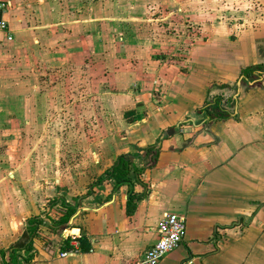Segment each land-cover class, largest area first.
<instances>
[{
  "label": "crops",
  "instance_id": "1",
  "mask_svg": "<svg viewBox=\"0 0 264 264\" xmlns=\"http://www.w3.org/2000/svg\"><path fill=\"white\" fill-rule=\"evenodd\" d=\"M151 1L182 12L197 32L190 45L139 29L150 0H0V264L28 219L65 194L82 210L61 232L41 226L31 264H137L170 214L185 217L187 234L159 264H264V0ZM51 68L73 70L72 88L89 96L102 71L99 94L119 113L124 134L106 139L114 155H90L100 161L92 172L73 164L66 173L64 155H52L53 172L48 138L33 153L34 129L64 89L49 84ZM215 96L230 117L208 122L197 111ZM150 146L158 158L134 180L136 205L130 186L90 182Z\"/></svg>",
  "mask_w": 264,
  "mask_h": 264
},
{
  "label": "rangeland",
  "instance_id": "2",
  "mask_svg": "<svg viewBox=\"0 0 264 264\" xmlns=\"http://www.w3.org/2000/svg\"><path fill=\"white\" fill-rule=\"evenodd\" d=\"M146 8H148L149 11L147 17L148 21L145 22L144 20L143 23L138 24L145 26L143 27L144 29L139 28L140 30H147L148 33L150 31L154 32V29H159L160 32H162L160 34L161 37L165 36V38L171 40L174 45H190L189 42L191 41L190 39L192 35L197 32L190 28V23L188 21L186 22V25L182 22V12L180 10L176 9L169 14L167 8L164 10L151 0L146 5ZM156 26L161 28H156ZM194 27L196 28V26ZM144 35L146 36V33H144ZM180 49L179 54L185 50V47H180ZM51 71L50 74L52 75L50 76H58V78L53 79L49 84H52L53 82L54 84H57L61 81L60 83H63L64 89L50 98V113L45 127L38 130L34 129V136L38 135V139L34 140L36 142L33 144V153H37L36 151L41 147H46L47 143L45 142V138H48V148L45 154L51 155L50 158L52 155H64V158H62V164L66 173L72 169L73 164L83 172H92L100 165L99 160L100 158L102 159V156L100 155H114L112 147L105 143L111 133H113L114 136H116V134H124V131L119 130V113L112 107L111 101L109 100L110 98L103 97V95L99 94L103 93L104 86L106 87V84L102 82V71H100L97 80L98 83H96L97 89L95 88V92L91 91V93L95 95L91 96L86 94L87 91H82V89L80 91L78 88H72V78L74 77L73 70L70 69L65 72H57L58 70H53V68H51ZM80 75H83L82 69ZM83 85L84 83L82 82L80 86L84 87ZM76 101H78L79 104H74ZM110 119L113 120L110 122ZM21 133L23 134V132ZM43 137L44 139H41ZM116 137L120 139V137ZM41 140L43 142L42 144ZM106 145L109 149L108 151L105 150ZM90 155H97L96 157L99 159L97 165L96 163L92 164V162L89 161V157L91 159ZM50 162L52 164L51 168L53 169V172H55V162H57L56 157L53 156L50 159ZM139 164L148 166L152 164V160H148L146 163L139 162ZM103 173L104 172L91 175L90 182L94 183ZM52 177H54V174L51 171L50 178ZM52 184L53 183H50L49 185ZM84 193L81 195L84 196ZM65 197L67 201L72 199L69 203L76 204V197L72 198L67 194H65ZM56 198L57 197L55 196L49 199V202L45 207L46 209L42 214L46 212L47 214H51L52 217L58 218L60 216V205H51V202ZM79 204L82 206L81 203ZM87 205L88 202L84 201V206ZM80 210L82 209L80 208ZM75 217H77V213L72 218L74 219ZM47 224L48 226L52 225L50 221L47 222ZM71 224H73V222H71ZM49 231L51 232L52 230L49 229Z\"/></svg>",
  "mask_w": 264,
  "mask_h": 264
},
{
  "label": "trees",
  "instance_id": "3",
  "mask_svg": "<svg viewBox=\"0 0 264 264\" xmlns=\"http://www.w3.org/2000/svg\"><path fill=\"white\" fill-rule=\"evenodd\" d=\"M254 69H247L246 72L252 71ZM198 115H203L208 122L223 121L230 117V112L227 111L222 106L221 97L215 96L212 99H208L206 105L197 111ZM158 158V150L156 146H150L148 148L142 149L133 155H122L116 162L108 168L102 175H100L93 186L102 185L105 182H113L114 188L117 190L122 186H130V205H136L140 199L134 191V180L137 176L148 168H152ZM139 160L142 163H146L148 160H152L151 165H143L139 167L136 165L135 161ZM52 204H59L61 208L60 216L55 219L49 214L45 217L33 216L28 219L26 231L23 233L18 242L10 247L7 251L8 261L2 264H20L21 260H24V254L27 255L25 261L27 264H31L34 251V239L38 236V232L41 226L51 222L52 225L49 227L52 232L58 233L62 230L68 228V224L71 218L77 213L78 207L80 206L78 202L75 205L68 203L65 198L54 199ZM90 247L88 248V250ZM31 254V255H30ZM1 255V252H0Z\"/></svg>",
  "mask_w": 264,
  "mask_h": 264
},
{
  "label": "built area",
  "instance_id": "4",
  "mask_svg": "<svg viewBox=\"0 0 264 264\" xmlns=\"http://www.w3.org/2000/svg\"><path fill=\"white\" fill-rule=\"evenodd\" d=\"M0 29L8 30L5 22L0 23ZM156 233L158 240L143 253L137 264H159L167 255L177 250L187 234L185 217L176 214L163 217L156 227Z\"/></svg>",
  "mask_w": 264,
  "mask_h": 264
},
{
  "label": "water",
  "instance_id": "5",
  "mask_svg": "<svg viewBox=\"0 0 264 264\" xmlns=\"http://www.w3.org/2000/svg\"><path fill=\"white\" fill-rule=\"evenodd\" d=\"M263 75H264V72H263V71H260L259 73H257V76H259V78H261ZM240 85H241V82L238 83V86H239V87H240ZM238 95H239V91H237L236 95L234 96V101L237 100ZM175 133H176V129H175V128L168 129V130L165 131V132L163 133V135L161 136V138H160V142H161L163 139H165V138H168V137L173 136ZM160 142L157 144V148H160V146H161V143H160ZM72 219H73V218H72ZM72 219H71V220H72Z\"/></svg>",
  "mask_w": 264,
  "mask_h": 264
}]
</instances>
